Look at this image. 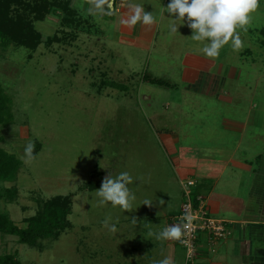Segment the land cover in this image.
I'll return each mask as SVG.
<instances>
[{"label": "rangeland", "instance_id": "rangeland-1", "mask_svg": "<svg viewBox=\"0 0 264 264\" xmlns=\"http://www.w3.org/2000/svg\"><path fill=\"white\" fill-rule=\"evenodd\" d=\"M30 1L32 9L35 0ZM131 2L155 17L150 28L137 23V33L141 27L146 31L129 39L135 46L120 36L122 14L92 15L89 0H47L56 5L42 21L31 9L22 11L31 24L24 41L31 43L33 34L39 35L35 47L11 41L14 36L0 40V84L11 98L13 116L0 125V148L21 162L15 180L0 182V212L24 228L52 200L67 201L71 209L59 235L36 246L0 233V255H12L19 264H135V258L161 252L168 240L149 233L167 227L169 214L177 209L174 196L178 200L182 189L158 137L162 125L194 136L201 129L216 130L218 115L207 123L203 111L212 115L220 110L222 117H237L233 110L264 111V0L247 31L238 29L243 47L234 50L229 43L217 58L202 53L206 42L192 40L186 23L176 21L178 31L170 32L173 17L162 15L167 0ZM190 54L205 59L204 69L218 77L217 90L209 94L205 85L197 92L186 91L180 76ZM146 74L178 88L144 82ZM108 82L126 90L107 87ZM29 141L35 143L36 160L25 164ZM121 172L133 177L128 185L136 197L131 212L110 203L101 206L99 186L91 190L106 175ZM145 200L152 206L144 205ZM107 216L117 233L102 227Z\"/></svg>", "mask_w": 264, "mask_h": 264}, {"label": "crops", "instance_id": "crops-1", "mask_svg": "<svg viewBox=\"0 0 264 264\" xmlns=\"http://www.w3.org/2000/svg\"><path fill=\"white\" fill-rule=\"evenodd\" d=\"M169 2L167 0V4ZM126 3L125 0H114L112 14L120 13L122 19L126 18ZM136 25L121 26L120 36L130 46H135L134 42L129 41L131 37L142 36L146 31L141 27L137 33ZM184 65L186 67L181 68L180 83L187 84V92H197L205 85L209 94L218 89V77L214 78L204 69L206 62L201 54L186 55ZM143 79L149 83L151 80H162L168 85L151 84L178 88L176 84L172 85L152 74H146ZM220 98L228 101V97ZM145 99L150 100V97ZM203 112L209 118L207 123L218 115L216 130L209 132L201 129L199 134L193 136L185 129L182 131L177 126L163 124L160 136L158 134L174 166L176 185L182 186L177 194L179 199L174 196L177 209L169 214V218L172 219L181 210L183 184L195 179L194 200L202 198L213 212L214 219L226 222L230 232L225 240L214 246L210 245L207 236H202L196 264H264V111L252 113L251 110H233L237 117H222L220 110L215 114L216 111H211L212 115ZM155 221L156 218L152 221L153 225ZM177 247L168 242L161 252L153 254L156 260L171 257L174 264H185V252L181 254ZM153 254L145 259L135 258L134 262L152 264Z\"/></svg>", "mask_w": 264, "mask_h": 264}, {"label": "clouds", "instance_id": "clouds-1", "mask_svg": "<svg viewBox=\"0 0 264 264\" xmlns=\"http://www.w3.org/2000/svg\"><path fill=\"white\" fill-rule=\"evenodd\" d=\"M91 7L88 9L92 15L111 16L114 8V0H89ZM260 0H170L166 7H162V15L170 14L169 29L171 33L178 31L176 21L186 23L192 30L191 39L204 43L201 51L208 58H217L221 49L231 43L234 50L243 47L238 29L247 31L252 23V14L259 8ZM127 15L121 23L127 27H133L137 23L151 27L155 23L152 12L145 11L140 5L127 0ZM180 24V25H181ZM35 143L29 141L24 148L22 160L25 164H31L36 160ZM133 183V177L128 172H121L116 177L106 175L96 195L101 206L110 203L113 207H120L124 212L133 211V201L136 199L128 185ZM161 203H164L162 200ZM144 205L152 206L150 200H145ZM188 223L184 225H170L154 235L156 240H177L182 242L184 230L190 226L192 217H187ZM135 222V218H133ZM102 227L110 233H117L118 229L111 223V217L107 216L101 221ZM153 264H174L171 257L153 261Z\"/></svg>", "mask_w": 264, "mask_h": 264}, {"label": "trees", "instance_id": "trees-1", "mask_svg": "<svg viewBox=\"0 0 264 264\" xmlns=\"http://www.w3.org/2000/svg\"><path fill=\"white\" fill-rule=\"evenodd\" d=\"M31 3L33 1L28 0H0V40H6L11 37V41H18L21 45H28L29 47H35L36 43L34 39L39 41V35L35 33L32 37V42L27 43L25 38H29L30 23L27 21L25 13L31 9ZM56 4L47 3V0H35L31 11L35 12V19L45 20V16L52 11V7ZM68 22H75L73 19L65 20ZM21 37V35H23ZM10 39V38H9ZM151 83L156 85H168L162 80H151ZM107 87L112 89L126 90L123 85L116 84L114 82L106 83ZM11 98L4 90V87L0 84V125L8 124L13 120V116L10 109ZM1 143V140H0ZM21 167V162L15 155L8 154L2 148H0V182L13 181L16 179ZM91 190L97 189L100 185ZM2 194L0 193V200ZM67 201L60 202L57 199L52 200L50 204L46 206L42 212L27 220V225L24 228L18 227L8 214L0 212V233L17 236L20 242L28 246H36L39 241L56 238L59 233L67 225L65 219L71 213V209L68 207ZM66 224V225H65ZM0 264H19L16 258L12 255H0Z\"/></svg>", "mask_w": 264, "mask_h": 264}, {"label": "built area", "instance_id": "built-area-1", "mask_svg": "<svg viewBox=\"0 0 264 264\" xmlns=\"http://www.w3.org/2000/svg\"><path fill=\"white\" fill-rule=\"evenodd\" d=\"M195 181L189 180L183 184V199L181 210L173 217L167 226L184 225L188 223L187 217H192L190 226L184 230L182 242L168 240L180 246L185 251V264H196L200 249L201 237L207 236L211 246L225 240L230 234L226 222L209 216L207 205L202 198H193Z\"/></svg>", "mask_w": 264, "mask_h": 264}]
</instances>
